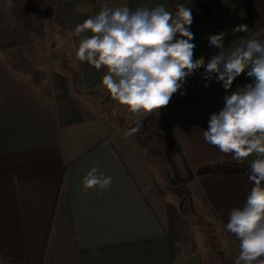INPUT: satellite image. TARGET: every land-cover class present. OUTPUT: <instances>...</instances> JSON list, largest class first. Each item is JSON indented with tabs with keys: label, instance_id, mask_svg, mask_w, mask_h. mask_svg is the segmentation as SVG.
Listing matches in <instances>:
<instances>
[{
	"label": "crops",
	"instance_id": "crops-1",
	"mask_svg": "<svg viewBox=\"0 0 264 264\" xmlns=\"http://www.w3.org/2000/svg\"><path fill=\"white\" fill-rule=\"evenodd\" d=\"M159 4L191 9L195 59L218 54L208 38L221 32L225 47L239 37L264 41V0H0V256L26 264H207L201 252L172 253L167 189L175 176L203 202L235 264L239 241L226 224L254 186L245 173L256 157L235 162L201 129L224 107L218 98L252 78L245 72L225 90L201 68L133 133L128 119L136 115L103 87L102 68L80 62L75 47L69 58L54 47L59 31L78 46L76 26L105 5ZM239 25L249 31L233 34ZM201 98L208 100L194 102ZM146 140L164 141L165 160ZM92 167L112 177L102 195L83 186Z\"/></svg>",
	"mask_w": 264,
	"mask_h": 264
},
{
	"label": "clouds",
	"instance_id": "clouds-1",
	"mask_svg": "<svg viewBox=\"0 0 264 264\" xmlns=\"http://www.w3.org/2000/svg\"><path fill=\"white\" fill-rule=\"evenodd\" d=\"M12 6V0H9ZM191 9L177 4L175 13L163 4L154 7L105 5L94 17L75 28L79 37L75 57L106 74L102 85L112 99L137 117L166 107L187 77L203 68L205 79L222 82L225 90L246 72L252 83L224 96V107L211 114L204 140L237 163L250 156L247 175L253 187L242 208H233L226 230L239 241L235 264H264V41L239 37L225 47V32L209 36V46L219 49L207 62L194 58ZM248 32L247 25L233 30ZM87 33H91L87 35ZM140 131V123L132 132ZM92 167L83 178L85 189L99 187L101 195L111 176Z\"/></svg>",
	"mask_w": 264,
	"mask_h": 264
},
{
	"label": "rangeland",
	"instance_id": "rangeland-1",
	"mask_svg": "<svg viewBox=\"0 0 264 264\" xmlns=\"http://www.w3.org/2000/svg\"><path fill=\"white\" fill-rule=\"evenodd\" d=\"M55 37V46L59 47L64 52L66 57H70L72 54V49L74 48L73 38L69 35H65L62 31H59L54 35ZM68 66L70 61L67 59L65 62ZM122 112L117 110V112ZM111 112V110H110ZM111 114H113L111 112ZM137 116H129V123L132 128L137 127V123H140V129L146 130V124L144 121L139 119ZM162 145L163 140L149 141L146 140L145 145L146 149H154L155 154L162 156V159L165 160V155L168 153L167 146L160 147L159 143ZM163 150L162 152H159ZM153 152V151H152ZM148 162L151 165H155L153 153H148ZM165 167V164H162ZM167 169V168H166ZM168 185L171 186L170 181ZM167 191L172 193L174 205L179 209L183 218L189 224V242L186 247L182 248L180 254H189L192 252H201L207 264H231L232 257L231 251H228L227 246H225L224 238L217 229V225L209 216L207 210L205 209L203 202L195 194L194 190L187 185V183L180 181L174 176V188L168 187ZM227 245V244H226ZM233 260V259H232Z\"/></svg>",
	"mask_w": 264,
	"mask_h": 264
},
{
	"label": "trees",
	"instance_id": "trees-1",
	"mask_svg": "<svg viewBox=\"0 0 264 264\" xmlns=\"http://www.w3.org/2000/svg\"><path fill=\"white\" fill-rule=\"evenodd\" d=\"M102 72L105 75L106 69L102 67ZM231 92L228 94L230 95ZM219 100H224V98H218ZM208 99L201 98L194 102L199 101H206ZM191 102V103H194ZM245 176L248 177V175L245 173ZM168 235L171 241L172 245V253L174 256L180 254L183 247H186L189 242V224L186 222V220L183 218L181 212L179 209L173 205L168 204ZM0 261L2 264H26L21 259H16L8 256H0Z\"/></svg>",
	"mask_w": 264,
	"mask_h": 264
}]
</instances>
